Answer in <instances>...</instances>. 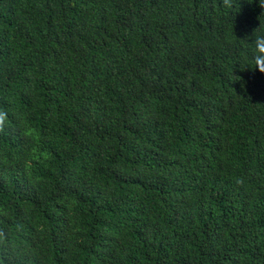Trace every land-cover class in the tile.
Listing matches in <instances>:
<instances>
[{"label":"trees","instance_id":"1","mask_svg":"<svg viewBox=\"0 0 264 264\" xmlns=\"http://www.w3.org/2000/svg\"><path fill=\"white\" fill-rule=\"evenodd\" d=\"M221 3L0 0V264H264V7Z\"/></svg>","mask_w":264,"mask_h":264},{"label":"clouds","instance_id":"2","mask_svg":"<svg viewBox=\"0 0 264 264\" xmlns=\"http://www.w3.org/2000/svg\"><path fill=\"white\" fill-rule=\"evenodd\" d=\"M260 6L264 7V2L259 0ZM235 6V0H222L221 7L225 9H231ZM248 37H245L242 41L246 44H250L251 47V63L254 66L253 69L264 74V29L260 27L253 30L251 35V43H248ZM240 40V39H239ZM6 113L0 111V130L3 129V125L6 121ZM237 185H243L245 180L243 177H236L234 181Z\"/></svg>","mask_w":264,"mask_h":264}]
</instances>
